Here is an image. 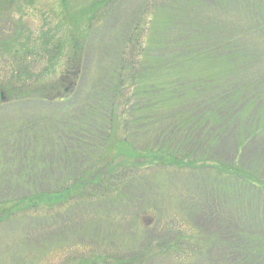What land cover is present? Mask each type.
Returning a JSON list of instances; mask_svg holds the SVG:
<instances>
[{"label": "trees", "instance_id": "obj_1", "mask_svg": "<svg viewBox=\"0 0 264 264\" xmlns=\"http://www.w3.org/2000/svg\"><path fill=\"white\" fill-rule=\"evenodd\" d=\"M10 2L16 3L15 0ZM125 2L109 0L103 8L94 10L95 16L88 13L84 20L71 16L72 27L66 36L69 49L62 66L66 67L65 74L68 73V76H81L83 82L82 78L90 69V46L96 41L100 43L103 35L115 33L116 40L121 41L119 49L113 54L107 53L108 65L91 75L95 83L80 99L76 97L81 91L79 86L67 99L58 98L64 78L68 77L65 74L56 82L49 80L50 72L62 71V68L51 69L59 54L64 53L63 42L57 41L53 48L45 49L49 53L53 51V60L50 69H43L42 64L43 71L38 74L34 72L33 61L27 59L26 52L31 49L14 48L15 37L2 43L7 53L11 54L12 66L10 74L0 81V110L7 104L23 107L46 104L54 107L53 111L36 116L33 119L37 122L35 125H29L39 131V136L29 133L30 139L38 138L33 150L36 152L32 153L45 159L35 162L38 168L36 179L49 189L26 193L14 199L18 202L29 200L26 205L21 203V208L17 210L21 216L15 218H24V231H40L69 218L71 213L77 212L78 215V211L89 204L97 209L99 202H105L106 209L96 210L100 214L97 217L134 222L129 232L135 240L127 245L130 246L127 252L124 251L126 247L122 248L124 237L120 238L119 231L113 226L110 228L115 233H109L105 240L97 238L95 231H92L91 237L85 239L78 236L76 240L62 234L65 237L63 240L70 239L56 247H60V253L63 251L66 256H71L61 264H148L157 256L155 264H264V211L262 216L246 223L248 232L259 229L262 237L249 232L248 235L235 233L237 237L232 238L226 225L219 233L210 236L205 228L200 227L199 213L217 210L216 207L225 202L226 192L232 194V189L227 191L216 182V175L208 184L197 179L193 184L194 188H198L197 198H189L186 205L175 207L169 215L162 216L160 205L148 208L135 206L142 201L140 195L149 186L147 181L150 182L154 175L151 171L153 167H188L194 164L190 155L206 152V144L199 141L194 147L189 146L191 141L185 137L212 121L222 123V114L227 117L235 114L232 123L236 122L239 116H244L243 111L249 102L254 105L264 103V72L260 74L261 78H255L249 89L245 84L235 88L232 82L228 83L234 75H239L241 68L260 59L259 50L255 53L250 51L246 41L256 39L258 33L264 32V0H220L221 4H216L222 13L233 10L238 12V16L245 14L246 22L237 32L232 27L233 21L225 14L224 25L217 23L212 27L215 17L203 23V19L197 16V6L194 8L188 0H139L133 6ZM124 9L127 10L121 18ZM100 11L96 25L94 20ZM118 19L123 23L122 28L117 25ZM116 27L123 32L118 35ZM241 52H244L243 61L237 63ZM124 91L125 97L121 94ZM2 93L7 101L2 100ZM121 99L130 106L128 120L124 123L118 115ZM242 105L240 114L237 110ZM29 109L34 110V107ZM256 113L255 123L264 120V105ZM127 125L134 127V132ZM120 129L122 133L118 134ZM255 129L249 130L252 137L259 132L264 135V125ZM131 131L133 134H128ZM20 132V137L24 136L23 128ZM218 142L212 147H216ZM240 142L236 150L243 163L249 146L246 138ZM181 149H191L190 155L184 156ZM188 158H191L190 161H187ZM35 163L27 165L34 169ZM145 165L149 169L132 174ZM53 167L57 169L51 171ZM100 167L104 173H101ZM228 171L243 174L238 189L255 196L260 205L258 200L264 194V149L251 160H245L244 164L234 168L230 166ZM43 172L46 175L42 176ZM227 181L229 185L234 183ZM63 190H68L69 194L53 200L54 194L58 195ZM86 192L87 196L84 195ZM171 193H167V199ZM42 195L51 199L44 202L40 199ZM173 199L174 203L183 201L179 195ZM119 205L123 206V212H114L113 209ZM35 208V212H30ZM255 208L258 212L261 210L256 204ZM148 212L155 214L157 225L162 219L169 233L168 238L161 241L163 246L150 245L142 251L151 234V228L143 221ZM16 214V211L3 209L0 222H10ZM177 222L181 224L178 229L174 224ZM88 249L86 254L81 255ZM110 251H117L118 254L113 255ZM128 252L137 254L132 258Z\"/></svg>", "mask_w": 264, "mask_h": 264}, {"label": "rangeland", "instance_id": "obj_2", "mask_svg": "<svg viewBox=\"0 0 264 264\" xmlns=\"http://www.w3.org/2000/svg\"><path fill=\"white\" fill-rule=\"evenodd\" d=\"M108 1L109 0H15L16 3L12 4L10 0H0V81L6 79V74H10L9 69H11L12 66L11 54H8L7 50L2 46L4 41L15 37L16 42L14 41V43L16 44L13 45L14 48L31 49L30 52H25L28 53V61H33L31 63H33L32 66H34L35 70H33L35 74L40 73L43 69H50L54 54L52 50L49 53L45 49L53 48L57 41H61L63 42L62 52L64 53H61V55L59 54L57 61L52 63L53 69L51 70L60 69L67 60L65 55L68 53L67 50L69 46L66 36L68 35L69 28L72 27L71 16L83 20L84 17H87L88 13L89 16H95L96 11L94 10L103 8L102 6ZM188 1L190 5L193 3L194 8L197 6V16L203 19V23L207 22L210 18H216L212 23V27L217 26V23L219 25H224L225 15L229 16L230 20L233 21L232 27H234L235 32L246 22L247 17L245 14L238 16L236 15L238 13L237 11L229 10L225 13H222L221 10L219 11L217 6L221 4L220 0ZM119 2L123 3V0H119ZM132 2L126 0L125 3L133 6V4L139 2V0H132ZM126 10L127 9L121 11V18L123 17V13L125 15ZM100 14L101 11L97 14L98 16L96 15L97 17L94 20V24L96 25L100 18ZM120 20H117V25H120L122 28L123 23ZM116 31L119 32L117 33L118 35L123 32L122 29L120 31L119 27L115 28V32ZM146 32L145 30L144 33ZM256 37V39L247 40L246 43L248 49L253 53L259 50L260 59L253 64L249 63L241 68L239 75H234V77L228 81V83L232 82L235 88H240L245 84L249 89L255 83V78H261L260 74L264 72V32L258 33ZM17 41L19 44H17ZM114 43H116L117 46H115ZM120 44L121 41L118 42V40H116L115 33H110L109 35L107 33L101 37L100 43L96 41V43L90 46L91 59L88 63L90 69L82 78L83 82L80 80L81 76L79 78H73L72 75L68 76V73H66V75V67H63L62 71H58L59 73H55L56 71L50 72L51 78L49 80L54 82H56L60 76H64V74L68 76L64 78V85L61 88L58 98L67 99L66 97H69L79 86L81 88L80 94L76 95L75 93V95L76 97L78 96L77 99H80V97L90 89L93 83H95L93 82L94 76L91 77V75L98 73L101 68L108 65L109 60L106 59L108 57L107 53L110 52L113 54L114 51L120 48ZM261 50L262 52H260ZM42 52H45V54H42ZM37 54H40V58ZM243 56L244 52H241L236 62L239 63L243 61L241 59ZM245 60L247 62L249 61L247 57ZM38 61L41 63L40 65ZM42 64L44 66L43 69ZM45 64L47 67H45ZM121 94L124 97L126 96L125 91ZM3 101H7L6 98ZM253 105V102H249L244 111L243 105L239 107L237 112L240 113L242 109L244 116H239L234 123H232V118L235 114L229 117H227L226 114H222L220 116V121L222 123L212 121L209 124H205L202 129L193 132V135L185 137L191 141L189 146L194 147L199 141L202 144H206V152L190 155L191 149L186 151L181 149L184 156L190 155V157H192V159L188 158L187 161H190V159L193 160V165H189L188 167H186L187 165H185V167L174 165L153 167L154 169L151 171H153L154 175L150 178V182L149 180L147 181V185L149 184V186L145 189L144 193L140 195L142 201L137 202L135 206L141 205L144 207L147 206L148 208L153 205H160L163 208L162 216L169 215V212L175 207H182L186 205L190 199L197 198L198 188H194L193 185L196 184L197 179L208 184L213 181L212 178L216 175L218 178L216 182L224 186L227 191L232 189V194L230 191L226 192L224 195L225 202H223L220 207H216L217 210H203V213H199L198 221L200 227L205 228L210 236H212L211 234L215 235L219 233L222 227L226 225L232 238L237 237L235 233L246 235L254 233L256 237H262V235L259 234L260 230L258 228V233L251 229L249 233V227L246 223L254 217L262 216L264 211V194H262L258 200L260 206L255 196L247 194V191L238 189L239 181L242 180L243 174L228 171L230 166L234 168L238 164H244L245 160H251L253 156L259 154L264 149V135H261L262 132H259L254 137L250 134L252 128L255 129L257 126L264 125L263 119L255 123L256 117L258 116L256 112L264 103ZM33 107L34 110L29 109ZM33 107L7 104L0 110V211L2 212V210L5 209L7 211H16L17 213L16 216L13 215L11 217L10 222H7V220L6 222H0V264H61L65 260H69L71 255L66 256L63 251L60 253V247H56V245L61 246L67 243L70 238L76 240L78 236L86 239L91 237L92 231H95L97 238L105 240L109 233L110 235L115 233V231L110 228L112 226L115 230L119 231L120 238L124 237L125 240L122 248L126 247L124 251L127 252V248L130 247H127V245L130 241L133 242L135 240H133V236H131L129 232L134 222L123 220L122 218H115L113 220L109 217H104V220H102L97 217L100 216V214H98L96 210H101L102 208L106 209L105 202H99L97 209L89 204L84 207L83 210L78 211V215L77 212L74 214L71 213L68 216L69 218L52 224L49 229L43 228L40 231L37 229L24 231V218H15L21 216V213L17 211L21 208V203L22 205H26L29 200H19L18 202L13 201L14 199H18L26 193H36L49 189L45 184H39L36 179L38 177V168L35 162L45 159L35 156V154L32 153L36 152L33 150L36 142H38V138L35 137V139H30L29 133H37L36 135L39 136V131L29 127V125H35L37 122L33 119L36 116H39L42 112L46 113L53 111L54 107H49L46 104L33 105ZM119 107L120 110L118 111V115L121 117L120 121L122 123L127 122L129 114L128 107L130 106H127L126 101L121 99ZM37 112H39V114L35 115ZM261 118H263V116H261ZM22 128L24 136L21 135L20 137ZM127 128H133L132 131L134 132V127L127 125ZM131 132L128 134H133V132ZM117 133L121 134L122 130L120 129ZM216 138H218L219 142ZM243 138H246L249 147L243 156V163H241V156L236 148ZM216 142H218V144L213 148L212 145L216 144ZM21 153L24 155L20 156ZM179 157H181V155H179ZM120 159L121 158H119V160ZM117 161L118 158L115 162ZM187 161L185 160V162ZM34 163V169L33 167H28V165ZM228 164H230L229 167H227ZM217 165L220 167L216 168ZM97 168L98 167H96V169ZM134 168L137 169L136 167ZM56 169L57 168L53 167L51 171ZM146 169L149 168L145 165L140 168V170L132 172V174L137 175L141 173V171H146ZM100 171L104 173L102 167H100ZM43 175H46V172H43L42 176ZM165 176L166 178L168 177V181ZM169 177H171L170 182ZM64 180L66 179L64 178ZM226 180H231L234 183L229 185L230 182H226ZM12 181L16 184H13ZM172 187L173 190H171ZM167 193H171L169 199H167ZM66 194H69L68 190H63L59 192L58 195L54 194L53 200L57 201L62 199ZM87 194L86 192L84 195L87 196ZM177 195L182 197V202L178 203L176 200L177 203H174L175 199L173 198ZM40 199L46 202L51 199V197L42 195ZM197 200L201 203L203 202L201 198ZM255 204L261 208L259 212L255 208ZM67 206L71 208V205L67 204ZM35 211L36 208L30 212ZM113 211L123 212V206L119 205V207H115ZM1 212L0 216H3ZM148 213L143 216V221L151 228V234L144 243L143 249H141L142 251L146 250L145 248L150 245L163 246L161 241L168 238L169 233V228L166 225L164 226L162 219L160 222L158 221L159 223L157 225L155 214L153 215V212ZM174 224L177 229L180 228L181 224L179 222ZM62 234L70 238L63 240L65 237H63ZM88 251L89 249L87 251H82L83 253H81V255L86 254ZM110 252L113 255L118 254L117 251ZM128 253L132 255V258L137 254L135 252ZM157 259L158 256L153 257L149 260L148 264H155Z\"/></svg>", "mask_w": 264, "mask_h": 264}]
</instances>
